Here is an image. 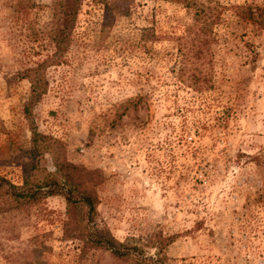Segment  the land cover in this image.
<instances>
[{"label": "rangeland", "instance_id": "obj_1", "mask_svg": "<svg viewBox=\"0 0 264 264\" xmlns=\"http://www.w3.org/2000/svg\"><path fill=\"white\" fill-rule=\"evenodd\" d=\"M53 2L0 0V177L19 187L53 172L43 146H31V122L61 159L101 176L97 234L143 257L156 256L151 236L169 239L158 255L167 264H264V26L225 13L203 68L210 90L197 92L176 71L187 10L114 0L119 14L105 22L103 4L83 0L27 121L29 86L16 73L51 54ZM11 206L0 197V264H118L63 239L62 196Z\"/></svg>", "mask_w": 264, "mask_h": 264}, {"label": "trees", "instance_id": "obj_2", "mask_svg": "<svg viewBox=\"0 0 264 264\" xmlns=\"http://www.w3.org/2000/svg\"><path fill=\"white\" fill-rule=\"evenodd\" d=\"M98 1L103 4L105 22L119 14L114 0ZM166 1L187 10L191 16V22L185 26L181 37L174 38L178 56L176 71L178 81L186 87L188 81L197 92L210 90L209 80L203 68L210 62L211 47L218 41L215 29L225 13L238 22L255 25L257 28L264 26V8L256 5L223 4L218 0ZM82 2L83 0H54L49 31L51 54L33 67L16 73V79L25 80L29 86L27 103L23 107V116L27 121L32 108L44 92V70L60 63L69 47L74 22ZM28 129L32 148L42 145L44 152L50 155L54 170L45 173L41 184H32L25 179L19 187L0 177V197L13 203V206L7 209H25L48 197L62 196L65 202V219L61 222L62 237L77 243L82 254L89 250H104L109 252L110 257L118 264H167L166 258L158 255L169 239L165 240L156 234L151 236L147 243L157 250L156 256L143 257L141 249L129 245L128 240L119 243L109 234H97L94 219L98 202L93 187L101 181V176L97 171H87L61 159L55 152L58 144L38 134L31 122ZM89 224L93 228L92 232L89 230Z\"/></svg>", "mask_w": 264, "mask_h": 264}]
</instances>
